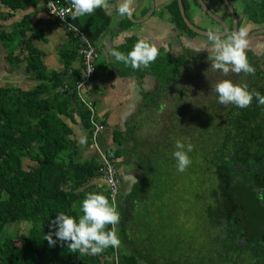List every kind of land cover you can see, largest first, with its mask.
Here are the masks:
<instances>
[{
	"label": "trees",
	"instance_id": "1",
	"mask_svg": "<svg viewBox=\"0 0 264 264\" xmlns=\"http://www.w3.org/2000/svg\"><path fill=\"white\" fill-rule=\"evenodd\" d=\"M229 1L238 4L235 9L245 23L264 25V0ZM39 3L45 2L0 0V8L14 13ZM182 3L191 21L200 6L196 0ZM165 9L178 34L181 53L172 58L169 48L161 47L157 59L148 68H141L140 74L150 75L156 89L142 95L139 118L134 126L113 135L112 149L116 160L127 155L126 160L133 161L140 176L127 192L119 191L115 201L121 214L116 225L120 246L96 255L74 252L68 242L55 236V246L46 239L53 231L51 221L60 211L82 214L80 202L86 193L103 192L110 199L105 186L93 185L99 178V161L81 160L80 147L66 121L74 124L78 116L86 132L85 144L92 143L90 112L76 95L81 64L80 70L69 72L71 62L78 59L76 41L70 36L75 48L62 53L64 69L47 74L40 53L31 45L37 36L30 16H24L9 32L0 30L4 63L22 69L24 81L33 84L29 89L0 85V264H264V203L259 200L264 189L261 117L251 105L239 108L220 104L211 81L203 85L188 81L191 64L196 63L190 62L197 53L183 41L197 34L183 22L176 0ZM71 21L95 47L109 23L101 9L85 27L76 19ZM228 23L231 29V18ZM159 120L163 124L159 138H152L149 129L143 130L144 121L153 125ZM177 139L194 145L189 154L192 164L185 171L187 176H194L189 187L192 192L185 195L186 190H180L176 195L178 209L171 204L176 196L170 195L178 194L172 189L178 183L173 184L170 178L177 170L172 157ZM249 161L260 166L263 173L235 170L236 165H248ZM177 172L178 178L183 177V172ZM239 177L248 185L238 188L242 185ZM162 206L169 218L173 209L178 219L183 216L184 220L175 224L180 229L193 221L184 238L170 234L175 228L167 229L165 219H161L160 227H150L149 218L161 216ZM13 224L28 229L8 236V227ZM145 237L152 245L150 250H142Z\"/></svg>",
	"mask_w": 264,
	"mask_h": 264
},
{
	"label": "crops",
	"instance_id": "2",
	"mask_svg": "<svg viewBox=\"0 0 264 264\" xmlns=\"http://www.w3.org/2000/svg\"><path fill=\"white\" fill-rule=\"evenodd\" d=\"M172 0H132L134 12L131 17H120L117 12L119 0H108L107 9L100 8L108 17L109 23L96 42L97 59L95 62V76L87 86L86 95L94 102L98 122L103 131L96 136L95 145L85 144L87 138L82 124L75 115V123L66 120L73 131L76 145L81 150V160L97 159L100 152L115 149L113 135L123 133L127 127L135 125L139 118L142 95L156 89L150 75L140 74L142 69L134 70L117 62L111 56V50L117 49L128 52L133 47V41L146 39L154 43L157 48H169L172 58L177 54V32L174 29L170 15L165 6ZM4 6L0 8V30L9 32L13 26L20 23L24 16H30L31 24L36 25V36L31 45L40 53L47 74L60 73L63 69L62 53L70 52L75 48L71 37L60 28L54 19L48 15L45 4L39 3L35 7L26 6L8 15ZM95 19V12L91 15L76 18L78 24L87 26ZM8 28L5 30L3 27ZM30 33H26L29 38ZM4 61V60H3ZM80 70V61L75 58L70 64L72 70ZM143 72V71H142ZM27 87L33 86L28 80ZM0 85H6L0 83ZM10 86V85H9ZM19 87V86H18ZM24 88V87H21ZM128 147L127 149H130ZM122 156L116 160V167L121 175V192H127L138 181L139 172L133 161ZM93 185L104 186L101 179H96ZM92 186V185H91Z\"/></svg>",
	"mask_w": 264,
	"mask_h": 264
},
{
	"label": "clouds",
	"instance_id": "3",
	"mask_svg": "<svg viewBox=\"0 0 264 264\" xmlns=\"http://www.w3.org/2000/svg\"><path fill=\"white\" fill-rule=\"evenodd\" d=\"M49 6H55V0H49ZM71 7L67 9L71 13V18L76 19L93 14L97 9L109 7L108 0H70ZM117 12L120 17H131L134 8L132 0H119ZM57 15L63 17V13L57 11ZM75 28V25H69ZM78 31V28H76ZM206 35L211 42L209 59L212 67L222 71L225 75L234 73H254V67L249 63L246 49L248 48V30L246 27L237 30L220 32L210 27ZM159 55V50L154 43L146 39H139L128 52L117 49L111 50V56L117 62L134 70L142 67L148 68ZM213 91L218 97V102L223 105L234 104L239 108L249 107L253 99L258 105H264V93L250 91L246 83H234L230 79L218 81ZM194 151L191 142L184 139H177L172 157L179 172H184L192 164L189 155ZM259 198L264 200V189L260 190ZM80 215H70L65 211H60L51 221L52 232L46 235L49 244L55 246L57 240L68 242V247L74 252L81 254L96 255L105 249L117 248L121 244V239L116 230V225L120 223L121 214L117 210L114 202L103 192L92 191L85 194L80 202ZM111 225V228L108 226Z\"/></svg>",
	"mask_w": 264,
	"mask_h": 264
},
{
	"label": "flooded vegetation",
	"instance_id": "4",
	"mask_svg": "<svg viewBox=\"0 0 264 264\" xmlns=\"http://www.w3.org/2000/svg\"><path fill=\"white\" fill-rule=\"evenodd\" d=\"M202 1L213 15L222 19L226 23L228 32H232L233 29L232 19H231V29H229L228 21L230 20L231 17H229L230 13H228L229 11L226 5H224L221 0H216V4H214L213 6H210V4L207 3L209 2V0L206 1L202 0ZM227 1L233 7V10L235 12L237 19V28L246 27L248 30V37L256 32L264 30V25L245 23L243 21L242 14L240 13V11H237L235 9L238 4L235 3L233 5L231 4L232 1L229 0ZM196 2L198 4L197 0ZM189 22L193 26L204 32H207L210 27L215 28L220 32H223V28L220 25V23L214 20L212 17L208 16L206 13H204L201 10V8L200 11L198 10L194 12L193 15H191V21L189 20ZM248 40H249V44H248V48L246 49V54L249 63L255 69L254 73L229 72L227 75H225L222 71L216 70L212 67V61L208 58L209 51L207 49L211 47V42L209 41L208 36H202L197 34V37L192 38L188 41H183V44L187 45L188 48H190L192 51L197 53L196 56L197 58L190 62V64L194 62L196 63H194V65L191 64L190 76L188 78V81L194 84L203 85L206 82H210V81L213 82V84H216L218 81L222 79H230L234 83H240V84L246 83L250 91H259L261 93H264V33H256L254 34L253 37L249 38ZM180 53H177L174 58H176ZM251 106H252L251 109L254 110L259 117H261L258 118V121H261V123L264 126V105H258L257 101L254 98V101L252 102ZM222 108L229 109V107L227 108L226 106ZM218 118H222L220 114H218ZM245 121H249V119L245 117ZM252 138L255 139L253 136ZM260 140L262 143L264 142V134L261 135ZM261 156L262 158H264V150L262 151ZM251 163H252L251 161H249L248 165L240 163L239 165L235 166V170L239 171L242 174L246 171V169H248L249 171L248 170L247 171L249 172V174L251 172H256V174L261 175L263 173L261 167L257 165H252ZM241 177H243V175H241ZM241 177L237 178L242 184L238 188H243V185H248V183H245ZM255 179L257 180V178ZM259 200L261 199L259 198ZM261 202L264 203V200H261Z\"/></svg>",
	"mask_w": 264,
	"mask_h": 264
},
{
	"label": "built area",
	"instance_id": "5",
	"mask_svg": "<svg viewBox=\"0 0 264 264\" xmlns=\"http://www.w3.org/2000/svg\"><path fill=\"white\" fill-rule=\"evenodd\" d=\"M45 8L54 22L62 30L71 36L77 45V55L81 64V77L76 85V95L78 101L90 112V123L93 126L92 144L95 145L96 136L103 131V126L98 122L95 107L92 101L86 95L87 86L90 84L93 75L96 72L95 62L97 59L96 47L87 39L86 35L71 21V13L67 11L71 7L70 0H55V6H49V0H44ZM57 11L63 13V17L57 15ZM75 25V28L69 25ZM78 28V31H76ZM100 168L98 170L99 179L104 183L109 192L112 202L115 203L120 190V174L116 167V159L113 150H106L99 154Z\"/></svg>",
	"mask_w": 264,
	"mask_h": 264
},
{
	"label": "rangeland",
	"instance_id": "6",
	"mask_svg": "<svg viewBox=\"0 0 264 264\" xmlns=\"http://www.w3.org/2000/svg\"><path fill=\"white\" fill-rule=\"evenodd\" d=\"M206 1V0H205ZM210 4V6H213L214 4H216V0H209V2H207ZM5 30H8V28L3 27ZM178 52L177 53H180V50H177ZM2 51H0V83H3V84H6V85H10V86H16V87H27L26 85V82L24 81L23 79V76H22V69H12V67L7 64V63H4L3 59H2ZM145 114H142L141 116L143 117ZM161 118V117H160ZM138 123H139V120H138ZM151 124V123H150ZM163 124H161V120H159L157 123L154 122V124L152 125H149L146 121H144V128L143 130H148L151 132L152 135V138H159L158 137V133L160 132V128ZM175 166V164H173ZM174 176L170 177L171 179H173V184H176L178 183L175 187H172L173 190H177V193H174L173 194H170L172 196H179V192L181 189H184L186 190V193L185 195L188 193V192H192V187H190V183H191V179H193V175H188L187 176V172L185 173V171L182 173L183 177L181 178H178L177 177V174L175 173H178L177 171L178 170H174ZM120 178H121V175H120ZM121 191V186H120V190ZM120 193V192H119ZM119 195V194H118ZM168 196V194H167ZM177 196L176 198L172 201V205L175 206L176 209H178L180 206H179V201L177 199ZM190 196V195H189ZM190 198V197H189ZM157 205L159 204L158 202L156 203ZM144 206H145V203L141 206H139L141 209H144ZM160 208V205L158 206L157 209ZM162 208H164V206H162ZM153 209L151 210V213H152ZM165 208L163 210V214L161 216H158V214H156L154 217H150L149 218V223L151 224L150 227H157V226H161V219H165L164 222L168 223V225L166 226V228H171V227H174L175 229L170 233V234H175V233H178V235H180L181 238H184L186 234H188L190 228L192 227V223L188 224L187 222V225L183 228H179L177 227L175 224H178V223H181V221H183L184 219L183 216L177 217V215H175L174 213V209H173V213H172V217H168L166 212H165ZM190 222H191V219H190ZM192 224V225H191ZM28 226H25V225H11L9 226L8 228V236H11V235H17V234H20V233H25L27 231V228ZM149 227V228H150ZM164 227V226H163ZM193 232L191 231L190 234H192ZM143 237V234H141L140 238ZM152 245L149 243V239L147 237L144 238V246L142 248V250H144L145 248L149 249L150 250V247Z\"/></svg>",
	"mask_w": 264,
	"mask_h": 264
},
{
	"label": "water",
	"instance_id": "7",
	"mask_svg": "<svg viewBox=\"0 0 264 264\" xmlns=\"http://www.w3.org/2000/svg\"><path fill=\"white\" fill-rule=\"evenodd\" d=\"M177 1V5H178V9H179V12H180V15H181V18L183 19V22L185 23V25L191 30L193 31L194 33L198 34V35H202V36H207L206 33L207 32H204L202 30H199L198 28H196L195 26H193L190 22H189V19L186 17L185 15V10H184V6H183V3H182V0H176ZM198 1V5L200 6L201 10L206 13L208 16L212 17L214 20H216L217 22L220 23V25L222 26L223 28V32L224 31H228V28H227V25L226 23L218 18L217 16L213 15L209 9L205 6V4L203 3L202 0H197ZM223 2L224 5H226L229 13H230V16H231V19H232V24H233V29L232 31H235L237 30V19H236V15H235V12L233 10V7L229 4V2L227 0H221ZM256 33H264V30H261L259 32H256ZM254 33V34H256ZM254 34L250 35L248 37L251 38L254 36Z\"/></svg>",
	"mask_w": 264,
	"mask_h": 264
}]
</instances>
